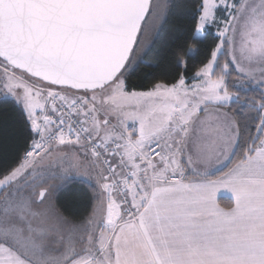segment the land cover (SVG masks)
I'll list each match as a JSON object with an SVG mask.
<instances>
[{"label": "snow or ice", "instance_id": "obj_1", "mask_svg": "<svg viewBox=\"0 0 264 264\" xmlns=\"http://www.w3.org/2000/svg\"><path fill=\"white\" fill-rule=\"evenodd\" d=\"M8 152L0 264H264V0H0Z\"/></svg>", "mask_w": 264, "mask_h": 264}, {"label": "rangeland", "instance_id": "obj_2", "mask_svg": "<svg viewBox=\"0 0 264 264\" xmlns=\"http://www.w3.org/2000/svg\"><path fill=\"white\" fill-rule=\"evenodd\" d=\"M256 2H258V0H256ZM239 43H240V36L238 34L237 36V46L239 47ZM212 128V129H211ZM218 138V133L215 131V129L210 125L208 128H207V131L205 133V145L211 149L215 143V141L217 140ZM221 165H214L212 168H214V171H215V168L216 167H220Z\"/></svg>", "mask_w": 264, "mask_h": 264}, {"label": "trees", "instance_id": "obj_3", "mask_svg": "<svg viewBox=\"0 0 264 264\" xmlns=\"http://www.w3.org/2000/svg\"><path fill=\"white\" fill-rule=\"evenodd\" d=\"M149 85L148 84H144V87H148ZM11 157H12V154L11 152H8V153H0V161H3L5 159L8 160V162L11 161ZM226 171V169H225ZM219 204L221 207H227L229 204L232 203V201L230 199H226V198H220L218 200Z\"/></svg>", "mask_w": 264, "mask_h": 264}, {"label": "crops", "instance_id": "obj_4", "mask_svg": "<svg viewBox=\"0 0 264 264\" xmlns=\"http://www.w3.org/2000/svg\"><path fill=\"white\" fill-rule=\"evenodd\" d=\"M212 129V128H211ZM211 170H213L214 171V168H212ZM220 193H226L225 195H221ZM231 194L230 193H227V190L225 189V188H221L218 192H217V194H216V199H217V203L219 204V202H218V200L220 199V198H226V199H230L231 200ZM232 201V200H231ZM220 205V204H219Z\"/></svg>", "mask_w": 264, "mask_h": 264}]
</instances>
